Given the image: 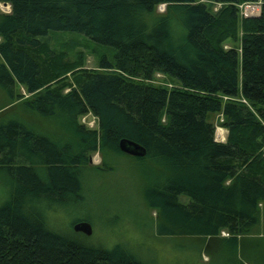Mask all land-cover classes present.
Wrapping results in <instances>:
<instances>
[{
	"label": "trees",
	"instance_id": "1",
	"mask_svg": "<svg viewBox=\"0 0 264 264\" xmlns=\"http://www.w3.org/2000/svg\"><path fill=\"white\" fill-rule=\"evenodd\" d=\"M0 3L10 8L0 15V89L12 99L14 87H23L31 95L24 108L63 124L78 144H56L13 120L0 124L7 178L0 264H155L53 225L54 210L81 199L79 171L96 145L95 132L77 123L87 114L97 119L102 148L119 154L117 142L126 139L144 149L132 160L142 199L172 225L159 226L160 235L225 231L233 250L235 238L257 227L260 207L264 215V0ZM256 3V15H239V5ZM158 5L163 14L154 13ZM49 34L82 37L108 55L86 69L80 52L70 60L52 49ZM226 41L239 45L224 49ZM155 75L173 83L154 85ZM215 116L224 143L213 140ZM243 262L264 264V247ZM220 264L242 262L231 254Z\"/></svg>",
	"mask_w": 264,
	"mask_h": 264
},
{
	"label": "rangeland",
	"instance_id": "2",
	"mask_svg": "<svg viewBox=\"0 0 264 264\" xmlns=\"http://www.w3.org/2000/svg\"><path fill=\"white\" fill-rule=\"evenodd\" d=\"M218 8L219 5L214 4L210 9L214 12ZM238 8L242 17L256 15L259 3L242 4ZM164 11L165 5H158L154 13L163 14ZM9 12V6L0 3V15ZM46 41L52 49L64 53L70 60L80 52L84 57L83 67L86 69H97L98 55H108L86 39L71 34H49ZM238 45V41H226L223 48H237ZM154 79V85L164 84L169 87L173 83L161 75H155ZM13 91V98L8 99L0 89V124L13 120L56 144L68 143L71 148L78 146L75 142L76 136L62 127L63 124L53 119L40 118L24 108V103L31 95L26 94L23 87L15 86ZM219 118H213V140L217 143H221L218 142L220 136L216 135L217 129L225 132L220 139L225 141L226 138V131L217 126ZM77 123L95 132L96 145L94 151L88 155L84 168L79 171L81 199H66L65 206L52 213L56 216L53 218L56 220L53 225L59 232H73L74 223L86 222L91 233L89 236H83L89 244L105 249L116 244L123 245L144 263L220 264L222 261H228L229 256L234 254L242 264H248L243 262L245 257L249 256L250 259L261 255L264 247V215L261 207L257 227L250 234L235 238L236 248L233 250L231 243L227 242L228 235L225 231H220L216 236L160 235L159 226H165L168 222L160 219L156 210L148 207L142 199L141 181L137 178L134 168L136 164L132 160L134 157L121 152L113 153L100 146L96 118L87 114L78 118ZM84 146L87 145H82V148ZM6 182L7 178L0 175V203L7 194V188L3 185Z\"/></svg>",
	"mask_w": 264,
	"mask_h": 264
},
{
	"label": "water",
	"instance_id": "3",
	"mask_svg": "<svg viewBox=\"0 0 264 264\" xmlns=\"http://www.w3.org/2000/svg\"><path fill=\"white\" fill-rule=\"evenodd\" d=\"M117 148L119 152L134 158H142L145 155L144 149L135 142L120 139L117 143ZM72 231L75 233H80L84 236H89L91 233L90 226L88 223L79 221L72 225Z\"/></svg>",
	"mask_w": 264,
	"mask_h": 264
},
{
	"label": "built area",
	"instance_id": "4",
	"mask_svg": "<svg viewBox=\"0 0 264 264\" xmlns=\"http://www.w3.org/2000/svg\"><path fill=\"white\" fill-rule=\"evenodd\" d=\"M262 127L264 128V122L262 123ZM263 147H264V139H263Z\"/></svg>",
	"mask_w": 264,
	"mask_h": 264
},
{
	"label": "crops",
	"instance_id": "5",
	"mask_svg": "<svg viewBox=\"0 0 264 264\" xmlns=\"http://www.w3.org/2000/svg\"><path fill=\"white\" fill-rule=\"evenodd\" d=\"M218 140H219L218 142L224 143V141H223V140H221L220 138H219Z\"/></svg>",
	"mask_w": 264,
	"mask_h": 264
}]
</instances>
